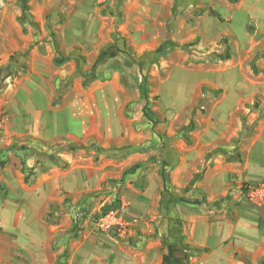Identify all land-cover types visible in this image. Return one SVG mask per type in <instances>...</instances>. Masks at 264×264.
I'll list each match as a JSON object with an SVG mask.
<instances>
[{
  "label": "crops",
  "instance_id": "obj_1",
  "mask_svg": "<svg viewBox=\"0 0 264 264\" xmlns=\"http://www.w3.org/2000/svg\"><path fill=\"white\" fill-rule=\"evenodd\" d=\"M185 2L184 9L194 5ZM197 3L204 12L194 25L184 13L174 22V0H125L110 2L107 16L97 19L85 5L61 10L53 35L34 34L33 24L16 37L0 35V63L14 52L24 55L15 64L21 72L0 90L7 112L0 148L25 138L70 145L60 154L64 167L35 166L31 153L14 165L4 161L18 156L7 152L0 156V185L9 195L31 186L32 202L48 212L65 200L94 203L102 184L126 182L122 213L136 221L132 244L87 233L91 249L79 264H264V194L249 198L250 189L264 190V0ZM167 21L174 23L173 43H189L194 31L204 37L202 51L193 52L202 60L176 50L152 64L156 99L146 117L137 59ZM116 42L133 44V51L110 49L99 58ZM152 121L157 132L140 129ZM146 139L149 149L119 150ZM22 167L31 171L28 178Z\"/></svg>",
  "mask_w": 264,
  "mask_h": 264
},
{
  "label": "rangeland",
  "instance_id": "obj_2",
  "mask_svg": "<svg viewBox=\"0 0 264 264\" xmlns=\"http://www.w3.org/2000/svg\"><path fill=\"white\" fill-rule=\"evenodd\" d=\"M124 1L125 0H0V35L6 31L11 36L16 37L17 30H21V32L25 33L31 28L29 24H33L37 29V32H33L34 34L37 33L38 35H44L47 33L48 35L50 33L53 35V19H59L60 21L64 19L61 10L71 12L73 9L80 7V5H85L88 6V10H94L95 16L93 19H97L98 17L107 16L109 13L108 9L110 2L114 3V6L117 7L118 4H121ZM174 1L177 3L173 10L174 22L178 14L181 16V13H184V17H188L191 25H194L196 21L194 18L204 12L202 7H194L195 3L199 5V3H197L199 0H189L194 4L191 9H188L189 11L184 9L189 7V5H187L189 2L186 4L185 0ZM226 1L230 3L235 2V0H222L223 5H226ZM161 14L166 16L168 13L167 11H161ZM38 19L48 21L45 28L41 27V21H37ZM168 19L170 20V17ZM168 21L165 22L163 28L159 27V40L153 45L145 47L143 49L144 53L138 55L137 59V72L141 74L140 85L143 96L142 100L144 103L146 101L148 103L146 117H148L151 112V108L149 107L150 101H155L156 99L151 95L150 87L152 84L151 81L148 80L151 78L150 72L153 67L152 64L158 63L159 65L162 59L161 57L165 58V52L176 50L189 52L190 60L192 62L202 60V58L194 55L193 52L202 51V49H199V45L204 37L194 31L191 33L193 34V38L189 43L184 45L173 43L170 38V31L174 26V23L172 21L169 25ZM226 38L228 39V37ZM226 38L224 37V39ZM132 46L133 44L126 42L120 44L117 42L109 43L100 50L98 56L99 58H102V56H104L110 49L117 51L116 55L121 51L129 55L131 51H133ZM149 51L155 52L157 55L150 59V55L147 54ZM17 54L21 53L14 52L12 55ZM212 54L211 56H213ZM98 61L100 60H96V63ZM211 61H214V58L209 60V62ZM9 66H11V59L6 65L0 63V90L2 91L7 85L6 78H10L9 80L12 79L10 73H15L16 77L18 73L21 72V69L15 65L13 66L12 71H8L7 68H9ZM161 71L162 70L159 69L160 75L162 74ZM156 80L158 79L156 78ZM144 95L147 96V99L144 98ZM0 108L2 109V112H4L5 123L7 121V112L2 104H0ZM141 111L143 112V109ZM3 124L0 127V131L3 129ZM146 124L147 127L144 128ZM156 125L157 122L152 121V123L148 122L143 124L140 129L143 128L144 131L153 133L157 132ZM178 132L179 131H177L176 134ZM150 143L151 139H146L142 142L127 141V143L121 146L119 150L126 151L134 148H139L140 150L149 149L151 148ZM66 146L70 145L65 143L44 145L25 138L19 142L1 147L0 156L5 159L7 152L13 151L15 156H18V160L16 159L18 162L16 163V160L14 161L9 158L4 162L15 163L14 165H17L20 163L22 164L21 156H24L25 158L28 153H31L37 156L35 166H37L38 163L46 162L64 167L66 163H62L60 154H62L67 148ZM17 151L20 152V155H18L19 153H16ZM23 151L26 153L25 155H22L21 152ZM135 151L136 150H132L130 153H134ZM133 166L134 165L128 167L125 172L130 173L129 171ZM4 168L5 166L1 168V170ZM21 172L24 175L23 178H28L29 174H31V171L24 170L23 167L21 168ZM112 181V184L109 186L107 183L102 184L99 191H97L96 197L99 198V201L93 203L88 202L90 201L88 200L84 206L82 204L83 202L77 206L78 201H73L74 203H72L70 200H65L63 203H51L48 212L42 203L32 202L33 196L30 194L29 190V187L31 186L28 187L27 185L25 188H15L13 191L14 193L9 195L8 188L0 185V264H71V257L73 264H79L78 261H81L80 257H85V251L91 249L89 248L91 247L90 240L87 239L85 241L84 239V236L87 233H91L97 238L108 239L110 242L114 243L125 242L129 246V243H131L130 236L132 234L129 232V229L133 228V224L136 222L134 223V219H128L126 215L122 213L123 195L126 191V182L124 179L120 181H118V179ZM116 199L119 200V202L118 207L115 209L113 206ZM108 209H110V211H117L118 214L121 213L120 216L125 221L132 223V226L126 232V235L120 237L117 234L108 233L105 235L104 233H98L95 231V222L98 217L103 215V212ZM61 239H63L62 244H60ZM120 239H122V241ZM72 246L74 249L71 251ZM77 248L78 251L73 252ZM81 248H83V250H81Z\"/></svg>",
  "mask_w": 264,
  "mask_h": 264
},
{
  "label": "built area",
  "instance_id": "obj_3",
  "mask_svg": "<svg viewBox=\"0 0 264 264\" xmlns=\"http://www.w3.org/2000/svg\"><path fill=\"white\" fill-rule=\"evenodd\" d=\"M5 121V115L4 112H2V109L0 108V127ZM258 194H264V190H256L255 188H252L249 190V198H255ZM135 223L136 221L133 220ZM132 226V223H128L125 221L117 211H108L107 213L100 215L95 222V227L97 230L102 232H109L113 231L118 236H124L126 235V232L128 229ZM130 230V229H129Z\"/></svg>",
  "mask_w": 264,
  "mask_h": 264
},
{
  "label": "trees",
  "instance_id": "obj_4",
  "mask_svg": "<svg viewBox=\"0 0 264 264\" xmlns=\"http://www.w3.org/2000/svg\"><path fill=\"white\" fill-rule=\"evenodd\" d=\"M23 54H17V55H12L11 56V66H9V68H7V70L8 71H12V69H13V66L15 65V64H17V63H19L20 61H21V59L23 58ZM15 73H10V77L11 78H14L15 77ZM144 98L145 99H147V96L146 95H144ZM147 105H148V103H147V101L145 102V105L143 106V114H144V116H147ZM127 151H129V150H126V151H124V152H127ZM4 166V162H3V160L0 158V168H2ZM118 202H119V200H115V204H114V206H113V208H117L118 207ZM111 209V208H110ZM110 209H108V210H105L104 212H103V214H105V213H107L108 211H110ZM164 260H165V258H164ZM163 260V261H164Z\"/></svg>",
  "mask_w": 264,
  "mask_h": 264
}]
</instances>
